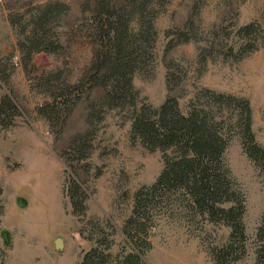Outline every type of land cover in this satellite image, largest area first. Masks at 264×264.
Masks as SVG:
<instances>
[{
    "label": "rangeland",
    "instance_id": "obj_1",
    "mask_svg": "<svg viewBox=\"0 0 264 264\" xmlns=\"http://www.w3.org/2000/svg\"><path fill=\"white\" fill-rule=\"evenodd\" d=\"M134 1L0 0V264L13 239L35 246L43 230L49 251L44 257L34 251L30 264H79L96 241L103 248L111 242L117 253L135 194L152 186L164 166V153L150 151L132 132L143 106L176 99L184 113L193 105L217 110L212 97L221 94L247 101L252 132L264 147V0H138L149 3V32L133 65L132 92L110 100L111 88L93 86L88 71L97 49L92 12L101 14L106 4L126 9L135 26ZM235 108L218 114L233 125ZM228 131L223 160L245 199V253L232 264H257L264 169L248 157L236 128ZM6 208L15 209L12 218ZM149 218L144 264H216L214 250L231 233L176 204ZM57 237L59 251L50 245Z\"/></svg>",
    "mask_w": 264,
    "mask_h": 264
},
{
    "label": "trees",
    "instance_id": "obj_2",
    "mask_svg": "<svg viewBox=\"0 0 264 264\" xmlns=\"http://www.w3.org/2000/svg\"><path fill=\"white\" fill-rule=\"evenodd\" d=\"M148 5L147 1L133 2L130 14L135 13L139 18L135 26L128 19L126 9L116 10L106 4L101 14L96 9L92 12L96 25L91 34L96 46L92 48L97 49L88 71L92 72L93 86L111 88L107 95L110 100L119 93L132 92L133 65L141 55V39L148 35L150 27L149 23L145 26L151 11ZM212 98L220 103L217 110L207 106L197 109L193 105L183 113L176 99H168L157 109L146 105L135 113L132 132L150 151L164 153L163 170L152 186L135 194L133 210L121 230L124 242L117 253H111V242L103 248L96 241L84 252L79 264H144L149 244L143 235L147 234L149 216L151 212L160 211V207L172 204L177 205L179 212L195 213L215 226L230 229L228 243L214 250L216 264H232L244 255L245 199L223 160L230 138L228 130L236 128L245 141L248 157L261 163L262 169L264 147L256 142L252 132V111L247 101L223 94ZM233 104L237 116L230 125L227 118L222 119L225 115L218 113ZM63 105L68 111L72 103L67 101ZM74 197L73 194L71 203L75 210ZM255 237L261 243L257 264H264V216Z\"/></svg>",
    "mask_w": 264,
    "mask_h": 264
},
{
    "label": "crops",
    "instance_id": "obj_3",
    "mask_svg": "<svg viewBox=\"0 0 264 264\" xmlns=\"http://www.w3.org/2000/svg\"><path fill=\"white\" fill-rule=\"evenodd\" d=\"M17 197V196H16ZM14 197V199L16 198ZM44 211L47 210V207L43 208ZM7 210V217L10 216L9 218H12L15 214V209H10L8 212ZM28 225L30 224V221L27 222ZM9 225V224H7ZM7 230H11L10 228H6ZM25 230V229H24ZM12 231V230H11ZM31 232V231H30ZM32 233V232H31ZM26 234V233H25ZM33 234V233H32ZM29 235L28 231H27V236ZM35 236L39 239L36 243L35 246L31 245L32 241H26L24 244H21L20 239L18 238V240H12V246H11V250H9L8 254H7V258H6V262L5 264H19V255L23 252L20 251V246L22 245L25 250H24V255L25 257L22 258V264L26 263V264H30L33 260L32 258V254L34 253V251L37 252H41V256L44 257L46 251H49V232L48 234H45L44 230L43 231H38L37 234H35ZM31 238H33V236H31ZM47 238V239H46ZM51 245V249H55L54 248V241L52 240V242L50 243Z\"/></svg>",
    "mask_w": 264,
    "mask_h": 264
},
{
    "label": "water",
    "instance_id": "obj_4",
    "mask_svg": "<svg viewBox=\"0 0 264 264\" xmlns=\"http://www.w3.org/2000/svg\"><path fill=\"white\" fill-rule=\"evenodd\" d=\"M20 204V203H19ZM4 239L8 240L7 242H9V233L7 231H3L2 233ZM54 248L55 250L59 251V250H62L63 249V240L59 237H57L55 240H54Z\"/></svg>",
    "mask_w": 264,
    "mask_h": 264
}]
</instances>
